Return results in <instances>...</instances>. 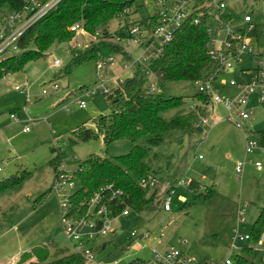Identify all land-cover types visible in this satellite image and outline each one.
<instances>
[{
  "label": "rangeland",
  "instance_id": "rangeland-1",
  "mask_svg": "<svg viewBox=\"0 0 264 264\" xmlns=\"http://www.w3.org/2000/svg\"><path fill=\"white\" fill-rule=\"evenodd\" d=\"M157 2L136 0L128 19L130 22L141 21L163 9L164 6L157 5ZM227 3L242 22L249 14L254 20L264 22V0H227ZM217 12L215 6L210 8L211 16ZM119 26L120 20L112 19L108 30L114 33ZM96 35L82 25L70 42L55 43L46 56L28 62L22 72L9 73L0 79V180L12 175L21 176L24 170L30 172L21 184L0 194V264H10L20 254L36 248L49 250L48 261L57 264L54 263L56 249H69L71 253L78 249L65 232L62 197L55 188L58 179L48 164L53 149L65 153L66 158L59 169L72 178L75 190L79 184L73 172L88 157L99 154L110 158L126 154L131 149L128 140L106 146L101 138L71 145L70 139L75 137L76 130L82 127L94 129L96 119L120 108L97 87L114 90L122 86L121 81L139 70L148 77L147 90L153 85V93L183 97L186 101L182 108L166 112L167 118L180 114L182 110L189 111L195 102L193 95L198 88L193 82L165 81L148 71L147 63L140 66L134 63L143 55L145 39L138 44H127L125 39L116 38L125 55L114 54L99 61L70 65L75 54L83 53L97 41ZM225 38L226 33L220 32L216 37L217 45ZM249 46L252 53L246 50L238 58L230 59L235 71L218 75L216 89L221 98L233 99L238 94L230 80L243 83L250 80L246 70L254 67L255 54L264 53V43L258 45L256 40H251ZM56 59L61 61L59 67L52 64ZM106 60L107 67L98 69V62ZM16 86L20 89L16 90ZM54 86L57 88L53 89ZM43 90L47 94H43ZM90 91L94 93L88 95ZM80 102L85 106H80ZM250 104L256 110L248 119L246 128L229 121L222 104L209 100L203 105L206 108L199 118L205 115L210 126L204 127L199 119L198 136L186 138L182 144L166 143L158 149L159 160L154 162L156 166L158 162L163 165L171 163L170 177L156 194V198L163 200L172 192L171 211L159 208L154 212H136L129 209V215L114 217L111 232L92 238L89 247L94 248L103 260L119 264H129L137 259L153 260V248L160 254L176 249L198 262L219 263L228 258L234 261L241 248L253 245L252 240H238L231 249L234 230L238 228L242 235L251 234L254 220L264 207V154L247 155L245 152L247 136L257 140V132L264 129V105H259L255 97ZM12 113L17 120L10 119ZM28 119L36 120L29 124L28 132H23ZM200 155L202 159L198 158ZM258 159L263 170L249 162ZM244 160V171L238 175L236 164ZM181 178L185 184L174 188L175 182ZM189 179L198 180L203 189H213V192L207 197H199L188 188ZM165 188L170 191L165 193ZM240 218L244 221L239 222ZM104 242L107 246L102 248ZM252 261L253 264H264L261 252H254Z\"/></svg>",
  "mask_w": 264,
  "mask_h": 264
},
{
  "label": "trees",
  "instance_id": "trees-1",
  "mask_svg": "<svg viewBox=\"0 0 264 264\" xmlns=\"http://www.w3.org/2000/svg\"><path fill=\"white\" fill-rule=\"evenodd\" d=\"M136 0H62L60 4L50 10L40 20L35 22L19 41L20 51L0 60V79L6 74L22 72L25 65L33 60L46 56V52L55 43L70 42L75 32L70 28L75 23L82 25L89 33L97 34L95 41L83 53L75 54L70 65H80L88 60L104 59L114 54L126 53L123 47L116 42V38L129 37L130 27L140 25L154 33L159 25V13L153 14L141 21H131L129 14H122L130 9ZM206 0H197L192 15L174 33L173 39L164 47L160 57L153 59L147 70L163 77L165 81H207L219 71V65L211 58L207 43L211 38L210 29L214 23L208 14L209 9L204 6ZM25 0H0V12H12L21 9ZM137 10V9H136ZM250 15V14H249ZM251 16V15H250ZM252 17V16H251ZM112 19H119L120 26L114 33L108 30ZM198 19V22H195ZM125 22L121 25L122 22ZM223 21L230 22L235 33H245V25H253L248 34L258 45L264 43V22L254 20L242 23L241 17L228 7L223 14ZM138 22V23H137ZM215 33V31H214ZM234 44V40H232ZM232 48V52L234 51ZM147 76L145 72L137 73L124 80L121 88L108 97L114 104H119V110L101 115L95 120L94 129L82 127L74 132L70 139L71 145L87 142L92 139H103L106 146L119 140H128L131 149L128 153L114 157L94 154L84 160L79 168L73 172L79 187L69 196V210L65 217L78 220L84 218L88 204L93 196L101 189L110 187L120 190L123 194L111 201V209L115 215L123 209L129 208L136 212H154L161 208L160 199L156 198L157 191L170 177L171 163L163 165L159 160L158 149L166 143H184L186 138L198 136L199 116L204 113L203 105L210 100V94L200 90L193 95V107L189 111L182 110L180 114L167 118L165 113L182 108L186 105L183 97H165L163 94L153 93L146 88ZM116 100V102H114ZM195 104V105H194ZM258 139L264 145V129L257 132ZM66 158L64 152L53 149L48 164L53 168L56 178L61 169L62 161ZM170 159V158H169ZM30 172L23 171L21 176L12 175L0 180V194L14 188L28 176ZM155 179L158 184L154 187H143L142 180ZM188 188L199 197L211 195L213 189H203L198 180L191 179ZM111 195L110 190L102 192L107 202ZM264 234V207L254 220L251 240L256 243ZM91 241V240H90ZM90 241L87 242L89 246ZM107 245L106 242L102 244ZM57 264H86L78 252H69V249H56ZM50 251L33 249L21 254L18 264H50ZM254 251L250 246L241 248L234 258V264H252ZM148 262V261H147ZM144 260L137 259L129 264H145Z\"/></svg>",
  "mask_w": 264,
  "mask_h": 264
},
{
  "label": "built area",
  "instance_id": "built-area-1",
  "mask_svg": "<svg viewBox=\"0 0 264 264\" xmlns=\"http://www.w3.org/2000/svg\"><path fill=\"white\" fill-rule=\"evenodd\" d=\"M62 0H25L24 6L12 12L1 13L0 12V60L13 55L20 51L19 41L24 35V33L38 20H40L44 15H46L50 10L56 8ZM197 0H158L157 5L160 4L164 6L163 9L159 10V25L156 27L154 33H149L147 28H144L140 25L131 26L129 37H124L122 39L126 40L127 44L132 42L143 43V55L134 61L137 66H140L142 63H149L163 53L164 47L169 43L174 36V33L181 27V25L192 15L194 4ZM204 6L209 9L212 6H215L218 12L211 16V19L214 23V28L210 29L211 38L207 43V47L210 49L211 58L219 65V71L214 77H211L207 81H196L195 85L200 88L202 91L210 94V101L212 103L222 104L225 108L227 115L226 118L237 124L238 126L246 128L248 119L254 115L256 108L251 106V99L255 97L256 102L259 105H264V53L260 52L255 54L256 59L254 60V67L252 69H247L246 71L250 74V80L246 83L239 82L236 80H230L229 83L232 87L238 89V94L233 99L221 98L217 92L216 84L217 77L219 74L233 72V65L231 58H238L239 55L248 50L249 53L253 52V49L249 46L251 38L248 34L253 30V25H245V33H235L230 22L223 21V14L227 8V0H206ZM130 9H126L124 14L121 17L124 19L125 14H129ZM208 11V14H210ZM252 17L250 15H245L243 18L244 23H250ZM195 22H198V19H195ZM82 23H75L71 26V30L77 32L81 29ZM215 31V33H214ZM220 32L226 33V38L219 45H217L216 37ZM98 34V33H97ZM143 38V39H142ZM234 40V44L232 43ZM234 51L232 52V48ZM124 50V48H123ZM111 57V56H109ZM108 58V57H106ZM104 58V59H106ZM112 58H109L111 61ZM54 67H59L61 61L56 59L53 61ZM108 60L103 62H98V69H103L107 67ZM147 66V69H148ZM150 71V70H148ZM152 72V71H150ZM154 73V72H152ZM135 75V72L133 73ZM132 75V76H133ZM161 77V76H159ZM124 81H121L123 84ZM103 86V85H102ZM57 87L54 86L53 89ZM117 88H121L118 86ZM20 87L16 86V90H19ZM97 90L109 97L112 95L114 90L109 88L97 87ZM150 91H154V86H150ZM94 93L90 91L88 95ZM43 94H47L46 90H43ZM80 106L84 107L85 103L80 102ZM12 119L17 120L18 118L14 115H10ZM204 127L210 126V120L205 117V115L199 118ZM36 119H28L25 122L23 127V132H28L30 130L29 124L35 122ZM200 128V125H196ZM245 152L247 155H251L255 152H260L264 154V145H262L259 139H251L250 136L246 138V148ZM202 159V155L199 156ZM252 162V161H249ZM255 167L258 170L263 168L261 161H255ZM246 161H239L236 165V173L238 175L242 174L244 171V166ZM58 181L55 185L56 190L62 197L61 206L64 210V220H65V232L68 236V239L75 243V246H78V249L74 251L80 253L84 258L86 264H119L117 261L107 262L99 257L97 251L89 247L87 242L92 240V238H97L101 236H106L111 232V222L114 217L118 216H127L129 215V208L123 209L119 214L115 215L111 209V201L119 198L123 192L120 190H113L110 187L101 189L100 192L96 193L88 204V209L86 216L84 218L74 220L70 217H65L66 213L69 210V196L68 191L75 189V185L71 177L66 175V172L62 169L59 172L57 177ZM187 183H189L187 181ZM158 184L155 179L146 181L142 180L141 185L143 187H154ZM185 184L184 178L178 179L173 187L180 186ZM110 190L111 195L106 202L102 192ZM170 189L165 188V193L169 192ZM172 192H169L167 197H164L161 202V208L168 212L171 211V195ZM241 211V215L243 214ZM94 216H98L97 219H94ZM94 219V220H93ZM93 220V221H92ZM90 221H92L90 223ZM244 218H240L239 222H243ZM233 243L232 248H235L234 243L238 240L251 241L250 234L242 235L240 230L236 228L232 237ZM264 236L262 235L260 239L250 245L253 251L256 253L261 252L262 257L264 258ZM154 258L153 260L148 261L145 264H234L232 259H226L220 261L219 263L215 262H198L192 259L187 258L181 251L173 249L165 251L164 254H160L156 249L153 248Z\"/></svg>",
  "mask_w": 264,
  "mask_h": 264
},
{
  "label": "crops",
  "instance_id": "crops-1",
  "mask_svg": "<svg viewBox=\"0 0 264 264\" xmlns=\"http://www.w3.org/2000/svg\"><path fill=\"white\" fill-rule=\"evenodd\" d=\"M227 7H228V3H227ZM15 89H16V87H15ZM13 114V113H12ZM10 119H11V116H10ZM12 120V119H11ZM199 139V138H198ZM203 157V156H202ZM198 158H199V156H198ZM200 159V158H199ZM259 160V159H258ZM246 161H248V159L246 160ZM249 161H252V160H249ZM260 161V160H259ZM253 162V161H252ZM262 163V162H261ZM237 165V164H236ZM235 170H236V167H235ZM261 170H263V168L261 169ZM56 175V174H55ZM190 180L191 179H189L188 180V182H190ZM189 183H187V185H188ZM264 236V235H263ZM102 246V245H101ZM107 245H105V246H103V248H105ZM21 256V254L19 255V256H17L14 260H12L11 261V263L10 264H18V259H19V257ZM254 256V255H253ZM10 260H6L5 262H9ZM252 264H253V261H252Z\"/></svg>",
  "mask_w": 264,
  "mask_h": 264
},
{
  "label": "water",
  "instance_id": "water-1",
  "mask_svg": "<svg viewBox=\"0 0 264 264\" xmlns=\"http://www.w3.org/2000/svg\"><path fill=\"white\" fill-rule=\"evenodd\" d=\"M114 102H116V100Z\"/></svg>",
  "mask_w": 264,
  "mask_h": 264
}]
</instances>
